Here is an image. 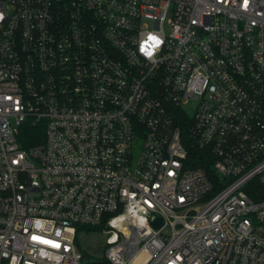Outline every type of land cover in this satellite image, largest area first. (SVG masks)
Returning a JSON list of instances; mask_svg holds the SVG:
<instances>
[{"label": "built area", "instance_id": "obj_1", "mask_svg": "<svg viewBox=\"0 0 264 264\" xmlns=\"http://www.w3.org/2000/svg\"><path fill=\"white\" fill-rule=\"evenodd\" d=\"M86 256L264 264V0H0V264Z\"/></svg>", "mask_w": 264, "mask_h": 264}, {"label": "rangeland", "instance_id": "obj_2", "mask_svg": "<svg viewBox=\"0 0 264 264\" xmlns=\"http://www.w3.org/2000/svg\"><path fill=\"white\" fill-rule=\"evenodd\" d=\"M187 113L189 117L194 115V107L188 105ZM106 235L97 230H87L79 235V241L83 250L90 256L102 258L106 251Z\"/></svg>", "mask_w": 264, "mask_h": 264}, {"label": "trees", "instance_id": "obj_3", "mask_svg": "<svg viewBox=\"0 0 264 264\" xmlns=\"http://www.w3.org/2000/svg\"><path fill=\"white\" fill-rule=\"evenodd\" d=\"M23 142L27 145L38 142L42 138V129L41 126H32L28 125V127L23 131ZM195 148V147H194ZM191 156H197V151L192 150Z\"/></svg>", "mask_w": 264, "mask_h": 264}, {"label": "water", "instance_id": "obj_4", "mask_svg": "<svg viewBox=\"0 0 264 264\" xmlns=\"http://www.w3.org/2000/svg\"><path fill=\"white\" fill-rule=\"evenodd\" d=\"M152 223L155 227L159 228L163 223V219L162 217H155L153 218ZM83 261L85 264H112L108 259L101 260V259L91 258L88 256H86Z\"/></svg>", "mask_w": 264, "mask_h": 264}]
</instances>
